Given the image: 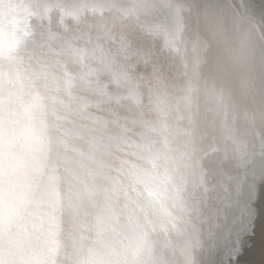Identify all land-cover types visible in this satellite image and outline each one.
<instances>
[{
	"label": "snow or ice",
	"instance_id": "snow-or-ice-1",
	"mask_svg": "<svg viewBox=\"0 0 264 264\" xmlns=\"http://www.w3.org/2000/svg\"><path fill=\"white\" fill-rule=\"evenodd\" d=\"M32 2L0 0V28L8 18L13 30L11 39L0 46V55L7 53L10 60L19 43L16 33L22 27L25 8ZM129 4L127 20L80 29L59 41L51 35L38 41L40 58L31 71L18 67L9 76L7 98L0 76V245L8 235L10 247L21 251L27 247L20 264H58L63 251L58 212L70 217L71 249L74 253L86 249L87 264H201L213 231L233 209L237 190L228 183L227 193L224 191V162L233 161L236 153L248 162L253 153L236 134L226 97L199 83L196 45L189 49L181 43L179 9L173 12L171 29L150 21L154 8L167 7L170 0H129ZM58 6L64 8L65 0H59ZM78 11L76 4L66 7L68 15L76 16ZM3 36L0 31V38ZM158 43L175 53L163 66L153 55V45ZM121 57L153 65L157 77H166V84L179 85L175 99L163 96L158 102L161 112L172 111L176 116L175 126L171 121L157 123L131 100L89 102L102 99L96 92L84 90L95 84L96 70L103 66L119 79L127 70ZM54 58L57 69L66 64L74 80L55 78L57 70H50ZM41 85L49 97L47 107L53 111V126L62 145L59 150L49 145L51 167L21 155L35 136L32 118L45 107ZM108 91L118 90L109 85ZM21 119L27 121L24 126ZM258 144L256 174L264 192V133ZM205 145L215 146L209 159L214 158L217 165L210 169L205 162L203 170H189L187 161L193 149ZM124 149L129 150L128 159L118 160ZM251 164L257 166V161L253 159ZM29 168L32 179L28 178ZM21 175L24 183H19ZM36 177L43 179L42 186L35 182ZM251 193L246 184L247 201ZM39 208L47 211L39 215ZM260 212L264 216V204ZM245 213L251 219L247 202ZM249 227L243 230L247 232ZM0 264H5L2 247Z\"/></svg>",
	"mask_w": 264,
	"mask_h": 264
},
{
	"label": "clouds",
	"instance_id": "clouds-1",
	"mask_svg": "<svg viewBox=\"0 0 264 264\" xmlns=\"http://www.w3.org/2000/svg\"><path fill=\"white\" fill-rule=\"evenodd\" d=\"M58 2L59 0H33L30 7L26 6L21 19L22 27L16 33L19 43L16 45L13 58L10 60L7 53L0 55V76L4 79L5 98L9 90V76L18 67L31 71L40 58L38 41L50 35L59 41L65 35L70 36L72 32H79L80 29H91L97 24L127 20L130 14L129 0H65L64 8L58 6ZM68 4H76L79 7L80 11L76 16L67 14ZM4 7L7 9L8 5L5 4ZM175 9L180 11L181 43L189 49L193 43L196 45L199 83L216 89L226 97L241 143L248 145L253 142V137L259 141L261 134L264 133V0H170L169 6L154 8L150 21L162 29H171L174 25ZM0 31L4 34L3 38H0L2 46L13 35L8 18H5ZM153 55L163 66L167 62V57L175 53L165 48L162 43H158L153 45ZM121 59L127 64V70L122 72L119 79L113 71L103 66L96 70L95 84L91 89L84 90L94 91L102 99L89 102L95 104L115 100L118 103L120 100H131L134 106L147 112L157 123L171 121L172 126H175L176 116L172 111L161 112L158 102L163 96L175 99L174 93L179 85L174 87L171 83L166 84V77L163 74L157 77L153 65L124 57ZM57 65L58 60L54 58L50 70H57L55 78L75 79L66 64H61L58 69ZM119 66L123 69V64ZM100 77L106 78L101 80ZM109 85L118 91L109 92ZM169 89L173 93L171 96L167 91ZM35 90L36 86H33V91ZM39 90L45 107L33 116L31 124L35 136L27 142L21 155L30 162L35 159L51 167L53 152L49 151V145L53 150H59L62 145L58 140L59 132L53 126V111L47 107L50 100L45 94L46 89L41 85ZM133 95L135 99H132ZM28 99V96L24 97L25 102ZM5 112L7 114V105ZM20 115L22 116V113ZM26 123L27 121L21 119V126ZM215 150V146L207 145L203 148H194L191 159L187 161L189 170L192 168L203 170L205 162L210 169L216 166L217 161L214 158L209 159ZM243 163L239 153H236L233 161L224 162L227 168L223 177L225 193L228 191V183H231ZM28 172V178L32 179L30 168ZM44 175H47V168L44 169ZM24 181L25 177L21 175L19 183ZM35 182L41 186L44 183L41 177H36ZM36 198L39 199V194ZM46 211V208H39L38 214L43 215ZM57 218L60 226L58 239L63 246L58 264H87L86 249L79 253H74L71 249L70 233L73 225L70 223V217L67 213L58 212ZM8 239L9 236L6 235L0 245L4 251L5 264H20L26 258L29 249L26 247L21 251L10 247ZM124 243L127 244L128 241L125 240ZM35 245L36 242L33 241V247ZM100 254L103 255V252ZM105 259L115 257L106 256Z\"/></svg>",
	"mask_w": 264,
	"mask_h": 264
},
{
	"label": "water",
	"instance_id": "water-1",
	"mask_svg": "<svg viewBox=\"0 0 264 264\" xmlns=\"http://www.w3.org/2000/svg\"><path fill=\"white\" fill-rule=\"evenodd\" d=\"M248 148L253 154L250 155L248 162H244L240 166L231 180L237 190L236 198L233 200V209L213 231V235L201 255V264H208L209 258H215L213 248L228 235L230 240L227 249H223L225 253L216 258L215 264H264V216L260 212L261 205L264 204V192L261 191L260 181L256 174L260 159L258 141L255 140L248 144ZM128 151V149H124L117 159H128L126 155ZM253 159L257 161V166L251 164ZM246 184L252 188L249 201L244 196ZM245 202H247V207L252 210L251 219L245 213ZM249 225L248 231L245 232L243 229ZM210 264L212 263L210 262Z\"/></svg>",
	"mask_w": 264,
	"mask_h": 264
},
{
	"label": "bare ground",
	"instance_id": "bare-ground-1",
	"mask_svg": "<svg viewBox=\"0 0 264 264\" xmlns=\"http://www.w3.org/2000/svg\"><path fill=\"white\" fill-rule=\"evenodd\" d=\"M229 240H230V236L228 235L222 242H220L219 244H216V246L213 248V251L215 252L214 257L215 258H209L208 259V264H210V262L212 264H215V260L216 258H219L220 255H223L225 253V251L223 249H227V246L229 244ZM212 257V256H210ZM207 264V263H205Z\"/></svg>",
	"mask_w": 264,
	"mask_h": 264
}]
</instances>
